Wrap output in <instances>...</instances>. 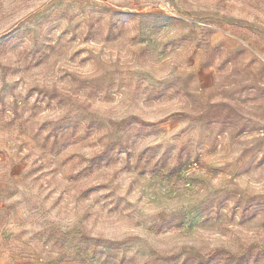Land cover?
<instances>
[{
	"label": "rangeland",
	"instance_id": "rangeland-1",
	"mask_svg": "<svg viewBox=\"0 0 264 264\" xmlns=\"http://www.w3.org/2000/svg\"><path fill=\"white\" fill-rule=\"evenodd\" d=\"M0 264H264V0H0Z\"/></svg>",
	"mask_w": 264,
	"mask_h": 264
}]
</instances>
